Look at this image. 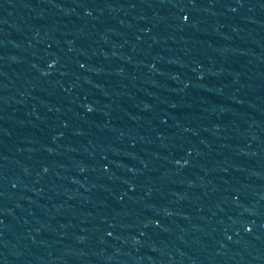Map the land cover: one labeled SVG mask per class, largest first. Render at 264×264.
I'll list each match as a JSON object with an SVG mask.
<instances>
[{
  "label": "water",
  "instance_id": "water-1",
  "mask_svg": "<svg viewBox=\"0 0 264 264\" xmlns=\"http://www.w3.org/2000/svg\"><path fill=\"white\" fill-rule=\"evenodd\" d=\"M264 0H0V94Z\"/></svg>",
  "mask_w": 264,
  "mask_h": 264
}]
</instances>
